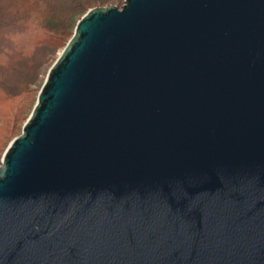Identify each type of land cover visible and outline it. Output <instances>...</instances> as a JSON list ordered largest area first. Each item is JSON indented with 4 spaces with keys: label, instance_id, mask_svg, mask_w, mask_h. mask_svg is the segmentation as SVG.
<instances>
[{
    "label": "water",
    "instance_id": "1",
    "mask_svg": "<svg viewBox=\"0 0 264 264\" xmlns=\"http://www.w3.org/2000/svg\"><path fill=\"white\" fill-rule=\"evenodd\" d=\"M0 264H264V0L88 10L3 155Z\"/></svg>",
    "mask_w": 264,
    "mask_h": 264
},
{
    "label": "rangeland",
    "instance_id": "2",
    "mask_svg": "<svg viewBox=\"0 0 264 264\" xmlns=\"http://www.w3.org/2000/svg\"><path fill=\"white\" fill-rule=\"evenodd\" d=\"M43 13H29L44 28L24 33L8 18L0 0V164L10 143L22 134L49 69L72 38L80 18L93 8H120L125 0H42ZM30 20V19H29ZM10 36L5 38V34Z\"/></svg>",
    "mask_w": 264,
    "mask_h": 264
},
{
    "label": "trees",
    "instance_id": "3",
    "mask_svg": "<svg viewBox=\"0 0 264 264\" xmlns=\"http://www.w3.org/2000/svg\"><path fill=\"white\" fill-rule=\"evenodd\" d=\"M8 1V20L12 22L10 28H18V33H24L28 26L31 28H44L43 24L39 23L38 19L29 16V13H43L42 0H7ZM30 19V20H29ZM10 33L5 34V38L9 37ZM11 37V36H10Z\"/></svg>",
    "mask_w": 264,
    "mask_h": 264
}]
</instances>
